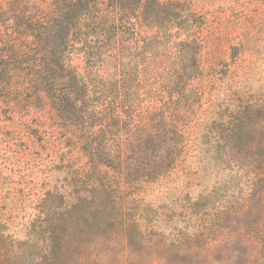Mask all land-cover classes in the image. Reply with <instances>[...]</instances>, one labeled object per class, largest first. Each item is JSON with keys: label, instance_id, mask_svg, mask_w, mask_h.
<instances>
[{"label": "trees", "instance_id": "obj_1", "mask_svg": "<svg viewBox=\"0 0 264 264\" xmlns=\"http://www.w3.org/2000/svg\"><path fill=\"white\" fill-rule=\"evenodd\" d=\"M201 30L200 17L179 1L51 0L42 8L31 0L0 1V106L10 118L33 117L41 134L49 127L44 132L72 157L75 192L67 211L79 231H146L149 208L137 205L139 215L130 214L124 193L135 186L136 198L141 183L172 171L188 129L204 123ZM250 110L241 105L220 120L207 114V133L217 122L230 124L220 156H242L232 147L233 127L258 111ZM209 205L191 204L207 213L197 215L200 227L186 228L187 248L218 252L215 264H264V217L239 240L229 235L233 208ZM63 211L39 225L45 224L39 264H59L66 244L56 230L71 224Z\"/></svg>", "mask_w": 264, "mask_h": 264}, {"label": "rangeland", "instance_id": "obj_2", "mask_svg": "<svg viewBox=\"0 0 264 264\" xmlns=\"http://www.w3.org/2000/svg\"><path fill=\"white\" fill-rule=\"evenodd\" d=\"M160 1H179L202 21L199 59L205 95L201 110L206 115L200 119L203 125L193 122L188 129L186 146L172 171L141 183L136 198L135 186L131 193L126 189L123 203L129 213L139 215L137 205L149 208L146 231L75 228V216L70 208L67 211L75 192L72 157L61 153L58 140L44 132L49 127L41 128V134L33 117L28 121L10 118L2 105L0 264H39L45 224L39 225L42 219H57L64 207L63 217L71 224L56 230L66 244L59 264H215L218 252L203 256L198 247L187 248L186 228L200 227L197 215L207 213L190 209L191 204L199 201L210 204L208 208H233L229 235L239 240L252 235L264 217V0ZM31 3L42 8L51 0ZM74 61L81 67L80 55ZM241 105L259 111L243 115V124L233 127L237 141L232 147L242 156H220L227 149L222 139H227L230 124L217 122L207 133L203 129L207 114L220 120ZM212 137L221 139L219 145L211 142ZM77 241L79 247L74 246Z\"/></svg>", "mask_w": 264, "mask_h": 264}]
</instances>
